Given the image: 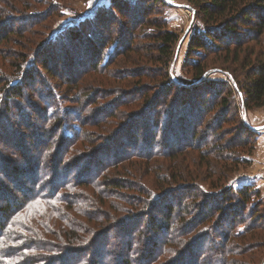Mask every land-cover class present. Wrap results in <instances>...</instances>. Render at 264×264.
<instances>
[{"label":"trees","instance_id":"1","mask_svg":"<svg viewBox=\"0 0 264 264\" xmlns=\"http://www.w3.org/2000/svg\"><path fill=\"white\" fill-rule=\"evenodd\" d=\"M154 1L168 6L110 0L94 29L47 35L52 0H0V264L259 262L248 243L264 208L257 223V192L226 181L250 151L231 89L264 107V0H187L204 26L187 46L202 50L193 81L170 78L179 35ZM207 54L241 64V91ZM117 58L131 65L110 70Z\"/></svg>","mask_w":264,"mask_h":264},{"label":"rangeland","instance_id":"2","mask_svg":"<svg viewBox=\"0 0 264 264\" xmlns=\"http://www.w3.org/2000/svg\"><path fill=\"white\" fill-rule=\"evenodd\" d=\"M109 1L110 0H52V4L55 8V12L60 8L61 9L59 13H57V15L52 16L50 20L46 21L45 23H42L41 26L44 24V27L47 30L46 31L47 35H52V34L54 35V34H58L60 30H64L67 26H77L78 24L82 23L83 28L87 32L90 28L94 29L93 20L95 19L96 16L100 17V12L107 10ZM163 1L168 6L164 7L160 5L158 1H154L151 4L154 10L152 12V15L155 16L156 19L164 21L167 30H171L179 35L178 42L172 47L174 49V53L169 62L170 78H172L174 81L175 80L191 81L192 79L190 78L191 75L189 72L190 70L189 62H191L190 58L192 59V61L196 60L197 56L200 55L202 50L199 49L198 52L191 54V52L188 51L187 46L189 44L191 37L195 34H199V32L203 30L204 26L200 21V19L197 20L193 19L194 11L190 6V4H188L187 0H163ZM138 48L144 52L146 46H140ZM148 49L149 47H147L146 49L147 54H149ZM230 49H232V47ZM189 53L191 55L187 56V54ZM120 59L121 58L116 59L115 64H113L110 70L116 69L118 67H122V68L129 67L131 65V63L127 65H123L119 63L118 60ZM220 59H223L222 56L218 59L212 54L206 55V63L209 64L210 66H221L230 69V72L233 74L234 77H236V81L237 83H239L238 88L241 91V87L245 84L246 76L244 75L247 73V71L242 70V67H240L241 65L240 63L231 64L225 59L221 62ZM121 60L125 61L124 58ZM143 64H147V63L144 62ZM53 66L54 63L51 64L52 68ZM159 70H162V68L160 67L158 71ZM208 77L210 80L214 82L219 81V82L227 83L226 77H224L222 74H220L217 71L213 73H209ZM95 79L96 76L94 75L91 76L85 75L81 81L84 82V80H86L92 82V80ZM229 89L230 88L227 86V90ZM232 89L230 91L231 94L229 96V101H230L229 106H231L230 113L233 112L238 118V120L241 121L243 125L242 127L250 131V132H246V136H245V140L247 139V144L248 143L250 144V148L248 149L250 151L248 152V154H246L243 157L245 160V164L242 163L238 164L237 168L232 172V174L228 175L226 184L230 185L232 188H239L249 185L253 191L257 192L256 195H253L251 197L249 201V205H251L252 210L255 209L257 212L261 213L259 217L261 220L259 221V219H257L256 222L263 223V219L261 217H263L262 211L264 208V107H261L260 109H256V108L248 109L244 107L242 103V95H240L239 92H237L235 89L233 90ZM65 108L68 110L70 106L68 105ZM73 118H74L73 116H70V120H72ZM71 123H73V121H71ZM8 141L13 144L19 142L17 140V137H15V139L13 140L9 139ZM118 145L115 144L113 146L111 145V147L110 146L106 147L105 154L107 153L108 148L110 150L109 156L113 155L112 152L114 151L116 153V150L120 148ZM9 185L12 186L13 183L11 184L10 182ZM203 186L207 188L209 187V185H207L206 183H204ZM113 205L114 208L115 207L123 208L121 203H115ZM69 212L72 213L73 215H77L75 214L73 209H69ZM245 219H246V224H248L249 223L248 219L247 218ZM88 225L92 226V223L88 222ZM108 229H112V228L111 227L106 228V230ZM250 234L252 235L254 234L253 237H251L252 235L250 236L251 238L249 237L250 241L248 243V247L249 245L254 244V250L251 251V256L253 258V261H254V257L260 259L258 263L250 262L249 264H261L262 262L261 260L264 259V229L263 231H252ZM150 239L153 241L156 240V238L154 237ZM258 239H261L262 242L257 243ZM126 241L127 238H125L124 236L122 237L120 235L119 236L116 235L115 239L112 240L114 244H119V246L121 247L125 246ZM198 250H200V247L198 248ZM100 257H101V262H103V260L108 259V257L104 255ZM105 262L107 264V261ZM262 264H264V261L262 262Z\"/></svg>","mask_w":264,"mask_h":264}]
</instances>
